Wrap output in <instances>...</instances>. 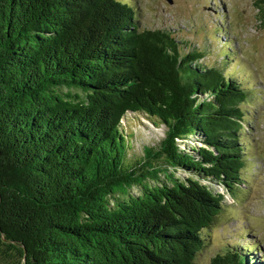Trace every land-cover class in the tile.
<instances>
[{
	"label": "trees",
	"instance_id": "obj_1",
	"mask_svg": "<svg viewBox=\"0 0 264 264\" xmlns=\"http://www.w3.org/2000/svg\"><path fill=\"white\" fill-rule=\"evenodd\" d=\"M203 57L129 1L0 0L1 264H253L197 260L223 205L209 183L240 182L253 93ZM128 113L164 127L136 159Z\"/></svg>",
	"mask_w": 264,
	"mask_h": 264
},
{
	"label": "rangeland",
	"instance_id": "obj_2",
	"mask_svg": "<svg viewBox=\"0 0 264 264\" xmlns=\"http://www.w3.org/2000/svg\"><path fill=\"white\" fill-rule=\"evenodd\" d=\"M123 1L135 6L141 28L165 29L185 51L202 50V62L237 76L252 90L241 104L247 159L240 182L231 189L209 183L212 191L223 194V205L197 260L207 263L214 254L240 248L249 252L253 264H264V0ZM122 125L131 139L130 159L163 137V125H154L143 113H128ZM179 143L188 148L194 142ZM174 175L187 176L180 170Z\"/></svg>",
	"mask_w": 264,
	"mask_h": 264
},
{
	"label": "water",
	"instance_id": "obj_3",
	"mask_svg": "<svg viewBox=\"0 0 264 264\" xmlns=\"http://www.w3.org/2000/svg\"><path fill=\"white\" fill-rule=\"evenodd\" d=\"M167 1H170V0H167Z\"/></svg>",
	"mask_w": 264,
	"mask_h": 264
}]
</instances>
